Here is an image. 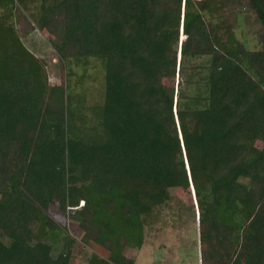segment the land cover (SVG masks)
Returning <instances> with one entry per match:
<instances>
[{"label": "trees", "instance_id": "1", "mask_svg": "<svg viewBox=\"0 0 264 264\" xmlns=\"http://www.w3.org/2000/svg\"><path fill=\"white\" fill-rule=\"evenodd\" d=\"M244 9L264 24V0H0V264H71L75 237L47 215L44 196L99 251L86 264H135L115 246L142 241L109 218L141 227L153 197L123 183L192 185L204 212L201 264H264V50L236 39ZM22 11L55 38L61 65L100 62L103 103L50 84L15 26ZM176 79L174 96L164 82ZM205 184L212 202L201 198ZM223 206L244 218L224 222ZM54 229L66 241L56 257Z\"/></svg>", "mask_w": 264, "mask_h": 264}, {"label": "rangeland", "instance_id": "2", "mask_svg": "<svg viewBox=\"0 0 264 264\" xmlns=\"http://www.w3.org/2000/svg\"><path fill=\"white\" fill-rule=\"evenodd\" d=\"M13 20L23 44L37 59H42L46 62V70L51 85L61 84L66 87V84L71 83V87L76 90V93L86 95L87 105L103 103L105 93L104 70L100 62L96 61L97 59H89L87 66L82 64L63 66L53 48L55 43L53 36L46 31L36 29L30 17L24 12L23 16H21V13L13 15ZM238 23L239 28L236 31V39L243 43L248 50H264V45L261 41V37H264L263 22L248 9H244L238 18ZM174 81L166 80L164 84L168 94L176 96L178 79ZM194 92L195 89L191 88L189 95H194ZM189 128L190 132L197 131L195 130V124H189ZM257 145L260 149L264 148L263 142H258ZM239 182L242 185L247 183V180L243 181L242 179ZM208 186L209 184L204 185L200 191L202 197L199 196L202 200L212 202V197L207 194V191L210 190ZM134 187L142 195L149 193L153 197L151 199L145 196V200L151 210L141 215L142 226H134L129 229L121 226L117 227L115 223L121 221V214L112 215L109 221L111 222L113 218L112 222L114 224L111 222L113 227H116L117 232L125 236L131 243L142 241V245L139 250H134L129 245L117 244L115 246L116 253L133 259L135 264H201L198 219L200 212L201 214L204 212L203 209H200V211L198 209L200 198L195 195L192 185L188 189H156L152 185L143 183H123V190H131ZM123 190L121 191L123 192ZM95 198L99 199L98 197ZM95 203H97L96 200ZM40 204L47 215L53 219L58 229L67 228L70 231L69 235L75 237V242L71 246L73 248L71 264H86L87 259L92 254H99V251L93 246L88 245V247H85L83 245L80 230L77 228L78 222L71 217L68 208L61 205L51 196L42 197ZM82 204L83 202L81 201L79 207ZM240 210L228 212L223 206L217 207L216 213L224 222H229L244 218V214ZM205 212L208 213L207 211ZM109 215L102 214L101 217L106 220L107 218L104 216ZM56 230L54 229V233L48 239L53 244V256L55 257L59 254V251L64 249L66 244V241L62 240L65 235L57 233ZM105 235L110 234L105 230ZM240 252L244 259H249L250 256L246 250L241 249ZM229 262L230 258L225 256L220 260L219 264H229Z\"/></svg>", "mask_w": 264, "mask_h": 264}, {"label": "clouds", "instance_id": "3", "mask_svg": "<svg viewBox=\"0 0 264 264\" xmlns=\"http://www.w3.org/2000/svg\"><path fill=\"white\" fill-rule=\"evenodd\" d=\"M83 205H84V202H83V204L81 206H83Z\"/></svg>", "mask_w": 264, "mask_h": 264}]
</instances>
